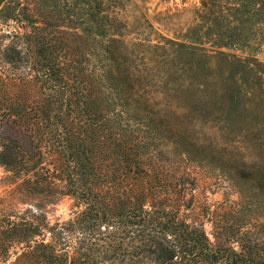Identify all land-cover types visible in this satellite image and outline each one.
<instances>
[{"label":"trees","instance_id":"trees-1","mask_svg":"<svg viewBox=\"0 0 264 264\" xmlns=\"http://www.w3.org/2000/svg\"><path fill=\"white\" fill-rule=\"evenodd\" d=\"M115 6L0 0V125L16 131L0 129V164L26 191L68 193L80 206L53 224L37 210H0V264H264V184L232 204L236 221L195 206L193 180L168 171L174 161L154 134L162 119L138 59L155 55L156 81L216 91L233 84L251 96L264 95V62L216 51L188 32L139 49ZM244 174L264 181L254 164ZM242 216L254 223L237 222Z\"/></svg>","mask_w":264,"mask_h":264},{"label":"rangeland","instance_id":"rangeland-1","mask_svg":"<svg viewBox=\"0 0 264 264\" xmlns=\"http://www.w3.org/2000/svg\"><path fill=\"white\" fill-rule=\"evenodd\" d=\"M114 1L127 41L139 49L150 51V44L162 35L188 32L216 51L250 55L264 62V0ZM225 41L228 46L223 45ZM140 56V67L150 80L146 89L162 119L158 134H154L165 142V152L175 165L168 167L169 173L181 172L193 180L195 206H209L214 217L236 221L232 204L244 200L242 194L251 185L264 184L262 179L244 178L252 164L264 170V150L258 144V137L264 141V95L236 91L233 84L227 90L216 91L211 87L204 90L189 81L179 80L177 85L156 81L162 71L151 59L155 55L150 52ZM2 127L8 133L16 132L6 124ZM260 205L258 217L264 232V197ZM79 208L68 193L49 198L26 191L0 164V210L29 214L37 210L48 224H53L73 218ZM201 219L215 241L211 221L207 216ZM247 220L254 223L248 216L237 222Z\"/></svg>","mask_w":264,"mask_h":264}]
</instances>
